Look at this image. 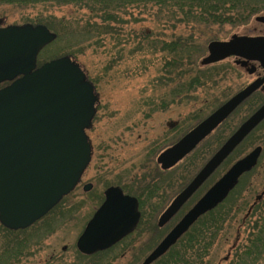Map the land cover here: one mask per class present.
Returning a JSON list of instances; mask_svg holds the SVG:
<instances>
[{
  "label": "water",
  "instance_id": "obj_1",
  "mask_svg": "<svg viewBox=\"0 0 264 264\" xmlns=\"http://www.w3.org/2000/svg\"><path fill=\"white\" fill-rule=\"evenodd\" d=\"M255 21L264 24V16ZM55 39L56 35L44 25L0 28V82L16 78L0 89V224L9 230L25 229L43 217L75 188L90 162L91 147L85 129L95 114L92 84L80 66L66 56L37 67L38 54ZM207 51L201 61L204 66L235 57L237 65L255 61L264 68V37L233 35L225 42H210ZM263 82L264 77L246 86L164 150L157 157L161 169H171L191 153ZM263 119L264 104L173 199L159 217V227L180 210ZM260 152L257 147L235 162L142 264H152L162 257L199 217L221 203L239 176L255 166ZM90 189V184L85 185V192ZM139 217L137 200L124 195L119 187H109L104 191L103 203L78 238L77 248L88 255L105 250L132 233Z\"/></svg>",
  "mask_w": 264,
  "mask_h": 264
},
{
  "label": "rangeland",
  "instance_id": "obj_2",
  "mask_svg": "<svg viewBox=\"0 0 264 264\" xmlns=\"http://www.w3.org/2000/svg\"><path fill=\"white\" fill-rule=\"evenodd\" d=\"M27 1L33 2L32 0H0V18L5 17L6 23L17 25L35 24L38 19L47 17H52L53 21L61 19L63 25L61 35L59 39L41 52L39 56L41 62L50 57L67 55L66 52L72 53L68 55L80 65L95 86L97 113L93 126L87 132L92 149V159L84 173L83 181L95 184L96 193L102 194L105 190L102 186L104 182L111 181L115 175L122 173L131 164L138 163L143 157L145 149L152 144L161 143L164 145L167 142L170 143V140L178 139L180 132H185L192 126L188 116L205 108V103H202L203 92L197 93L199 96L197 102H187L180 106L168 105L162 111L151 112L149 108L140 106L142 100L158 97L152 80L156 77V69L161 63L162 56L150 57L148 54L133 51L139 42V34L152 32L154 36L161 34L165 39H169L186 36L189 32L188 28L183 26L173 28L170 24L157 26L154 19L155 10L145 12L140 8H130L126 10L125 14L115 15L121 22L119 26H111L115 33L119 34L118 39L122 40L119 47L116 48L109 37L84 42V37L77 36V33L72 32L75 20H78L81 26L90 18L86 9L72 5L58 6L43 3L29 5L26 4ZM261 14L264 12L258 15ZM97 22L99 21L93 18L89 23ZM234 34L264 35V26L251 18L247 25L236 29L224 27L223 33H219L217 40L229 39ZM120 47L122 48V59L115 65H108L111 58L117 56ZM217 65H229L233 70L228 71L227 78L221 81L218 88L215 89V96L221 97L222 90L226 92V95L232 96L253 79L236 67L233 64V59H227ZM260 98H264V91L259 92L241 105L220 129H217L188 158L179 163L174 170L182 175V177L178 176V187L182 185L183 188L189 179L204 166L206 160L223 144L216 148L221 139L227 137V133L232 128H235L232 129L233 131L231 130L232 133L237 129L241 122L251 114V110L258 105L257 101ZM147 112L150 114L148 118L146 117ZM167 122H177V124L174 128H167ZM250 147L252 145L248 144L241 151H246ZM244 185H249V181ZM255 188L253 186L254 191ZM91 193L93 192L91 191ZM81 197L83 198L81 199ZM89 197L90 195L85 196L81 189L79 192L75 191L44 221L37 223V228H42L44 224L45 226L51 224L54 228L38 258H44L51 253L55 257H62L54 260L69 262L74 258L76 240L94 209L88 202ZM231 203L234 211L212 248L207 264H230L234 254L232 247L235 246L237 249L241 245H245L248 235L253 232L252 227L257 220L250 219L246 221V225H242V212H236L238 201L235 192L230 197ZM142 227L143 224L138 233L141 232ZM166 231L167 229L156 232V236L149 241L147 247L153 248ZM147 238L148 235L143 237V239ZM64 249L66 250L63 251ZM31 263L30 258L21 264ZM256 264H264V255L262 260Z\"/></svg>",
  "mask_w": 264,
  "mask_h": 264
},
{
  "label": "trees",
  "instance_id": "obj_3",
  "mask_svg": "<svg viewBox=\"0 0 264 264\" xmlns=\"http://www.w3.org/2000/svg\"><path fill=\"white\" fill-rule=\"evenodd\" d=\"M32 1H27L26 4L72 5L86 9L90 14V18L81 26L78 20H75L72 32L77 33V36L84 37V42L109 37L116 48L119 47L122 40L118 39L119 34L115 33L111 26H119L121 22L115 15L125 14L126 10L130 8H140L145 12L155 10L154 19L157 22V26L170 24L173 28L177 26L188 28L189 32L186 36L171 37L169 39H165L161 34L154 36L152 32H142L138 36L139 42L135 45L133 51L148 54L150 57L154 55L162 56L161 63L156 69V77L152 80L155 93H158V97L142 100L141 107L149 108L151 112L162 111L168 105L176 104L180 106L187 102H197L199 100L197 93L203 92L204 100L202 103H205V108L199 109L188 116V119L192 123L190 128L198 124L230 97L223 90L221 97L215 96V89L218 88L221 81L227 78L228 71L233 69L229 65H202L201 61L205 56L207 44L219 39V33H223L224 27L236 29L247 25L251 18L264 12V0ZM93 18L99 22L89 23L90 19ZM52 19V17L38 19L35 21V24L45 25L50 31L56 33L57 39H59L63 30L62 20L53 21ZM121 52L122 48L120 47L117 51V56L112 57L108 65L118 63L122 59ZM66 54L70 53L66 52ZM149 116L150 114L147 112L146 117L148 118ZM224 124L225 122L218 129ZM232 129L234 130L235 128ZM188 130L180 132V136L177 138L179 139ZM231 130L227 131L229 133H227V137L232 133L233 130ZM227 137L221 139L216 148ZM174 141L175 139L161 147L157 145L148 150L143 159L138 161V163L131 164L122 173L115 175L111 181L104 182L102 186L104 188L110 185L119 186L125 193L138 199L140 208H146L147 204L152 203V199L147 198L149 188L158 186L160 183L165 182L166 178L172 176L170 173L160 172L153 165L157 150L172 145ZM237 158L238 152L236 150L221 166L222 169L229 167ZM181 189L182 185L179 186L177 191ZM231 196L232 194L224 201V209L223 205H221L219 208L200 217L187 233L153 264H207L212 248L215 246L219 235L225 229L224 225L231 218V213L234 211L232 210V203L230 204ZM196 198L194 196L182 208L178 213V219L192 206ZM59 206L55 207L46 217L52 214ZM151 206L152 211L147 215L150 219L146 217L148 221L143 222L142 216L137 226L138 229L142 224L143 227L147 226V228L149 227L153 230L156 228L155 221L151 219L153 218L152 216L157 215L158 207L156 208L155 203H152ZM46 217L40 222L44 221ZM256 220L252 227L253 232L248 235L246 244L234 250V254L232 255L233 261L230 264H256L262 260L264 255V217ZM53 229L51 224L49 226H45L44 224L42 228H37V224H35L26 230L10 231L0 225V264H21L30 258L32 260L31 264H45V260L48 259L49 255L44 258H38V256L44 250L45 242L51 236ZM150 250L151 248L148 246L144 253ZM59 261L61 262L47 263L64 264V260ZM141 261L142 257L136 259L132 257V260L127 264H140Z\"/></svg>",
  "mask_w": 264,
  "mask_h": 264
},
{
  "label": "flooded vegetation",
  "instance_id": "obj_4",
  "mask_svg": "<svg viewBox=\"0 0 264 264\" xmlns=\"http://www.w3.org/2000/svg\"><path fill=\"white\" fill-rule=\"evenodd\" d=\"M5 21H6L5 17H3V18L1 17L0 18V28H5L7 26L17 25V24H8ZM256 23H258V22H256ZM258 24H261L262 26H264V24H262V23H258ZM247 36L248 37H264V35H247ZM228 59H233V64L236 67H238L240 70L245 72L249 77L253 78L252 81L249 84H251L252 82H254L256 80H260V79H262L264 77V68L261 66L260 62L250 61L245 66H241L239 64L238 65L236 64V62L238 61L237 58L230 57ZM249 70H252V72L249 73ZM15 79H13L11 81H7L6 80V81H3V82H0V89L10 85ZM249 84L245 85L244 87L248 86ZM261 91H264V82L262 83V85L250 97H248L245 101H243L239 105V107L241 105H243L246 101H248L250 98H252L253 96H256ZM257 103H258V105L253 110H251L252 111L251 114H249V116L246 119H248L256 110H258L264 104V98L258 99ZM239 107H237V109ZM236 110L231 115H233L236 112ZM96 113H97V109L95 111V116H96ZM94 119H95V117H94ZM245 120H243V122ZM93 121H92L91 126L88 128L87 132L93 126ZM169 123H173V122H167V124H166L167 128H174L176 126V124H177V122H174L175 125L173 127H169L168 126ZM263 125H264V119L259 123V125L257 127H255V129H253L242 140V142L234 150V151L237 150L238 158L233 163H235L236 161H238V160L242 159L243 157H245L253 149L259 147L261 149V152H260V154H259V156L257 158L255 166L253 168H251L249 171L244 172V173H242L239 176L236 185L228 193L227 197L219 205H217L213 209V210H215V209L219 208L221 205H223L222 207L224 209L225 208V204H223L224 201L231 194L233 195V193L235 192V196H236L237 201H238V204L236 206V208H237L236 212L237 213H238V211L240 213L242 212V218H241L242 225H244V224L246 225V221L247 220H250V219L256 220V219H258L260 217H264V126ZM88 141H89V138H88ZM170 141H173V140H170ZM177 141H178V139H176L174 142H177ZM248 144L252 145V147H250L246 151L242 152L241 150H243V148H245L246 145H248ZM157 145H159V147H161L163 144L162 145H161V143L152 144L150 147L145 149L143 157L147 153L148 150H151L152 148H154ZM169 147H171V145H169L168 147H166L164 149L160 148L159 150H157V155L154 158L153 165L155 167H157V169L160 172H163V173H166V174L170 173L172 176H170L169 178H166L165 182L160 183L158 186L153 187V188H149V190L147 191V196H148L147 198L148 199H152L151 200L152 203H155L156 208L158 207V212L156 213L157 215L152 216L153 218L151 217L152 218L151 220L155 221L156 228L153 230V229H150L149 227L147 228V226L146 227H142L141 228V232H139V233H138V231H140V229L136 228L133 233L125 236L123 239H121L120 241H118L117 243L112 245L111 247H109V248H107L105 250L97 251V252H95L93 254H90V255L81 253L79 251V249L77 248V244L75 243V252H76V254L74 253L75 254L73 256L74 258L71 261H69V262H67V260L64 261L63 262L64 264H127L129 261L132 260V257H134L135 259L142 257V261L140 262V264L143 263V261L150 254V252L161 242V240L164 239V237L170 232V230L173 229V227L178 223V218H177L178 213H176L163 226H160V227L158 226L159 217L163 214V212L167 209V207L170 205V203L178 195V192H179V191H177V189L179 188L178 185H177L178 184L177 181H178V176H180L181 174L179 175V172L176 173L175 171H173L177 167L175 166V167H173L171 169H168V170H162L161 166L157 163V157L164 150H166ZM230 156L231 155H229V157ZM143 157L141 159H143ZM208 160H206V162ZM226 160H224L223 163H221L213 171V173L202 183V185L191 196V198L189 200H191L194 196L197 197L196 200L194 201V203L192 204V206L201 197H203L207 193V191H209L210 188L231 167V165L233 163L229 167H227L225 169H222L221 166L224 164V162ZM220 167H221V169H220ZM84 173H83V175L81 177V180H80L79 184L77 185V192H79V190L81 189V191L85 194V196H87V194H89L90 197H89L88 202L91 203L90 205L94 208L92 210V214L89 216V218L85 222V225H84V228H85L87 222L92 218L93 214L96 212V210L99 208L100 204L103 202V200H104V196H103L104 191L102 192V194L101 193L100 194L96 193V190L94 189V185L95 184L93 185V183H91V182H84L83 181ZM166 174H165V176H166ZM195 175L192 178L189 179V182L192 181V179L195 177ZM180 177H182V175ZM247 181H249V185H244L245 182H247ZM189 182H187L183 186V188ZM85 184L86 185L87 184L91 185V189L88 190L87 192H84ZM113 186H116V185H113ZM253 186L256 187L255 191L253 189ZM117 187H119V186H117ZM121 190H122V188H121ZM91 191L93 193H91ZM122 192L125 195H128V196H131V197L135 198L137 200V202L139 203L138 199L135 196L129 195V194L125 193L123 190H122ZM97 197H99V199H97ZM82 198L83 197H81V199ZM99 202H100V204L98 205ZM152 203L147 204L146 208L143 207V209L140 208V205H139V212L141 214L140 219L143 216V219H142L143 222L148 221V220H146V217H147V215H149V212L152 211V206H151ZM147 218L150 219V217H147ZM241 228H242V226H241ZM165 229H167V231H166L165 235L161 238V240L157 244H155V246L153 248H151V250L149 252L144 253L146 251L147 244L149 243V241L154 236H156V232H158L159 230H165ZM136 230H137V232H136ZM81 233H80V235H81ZM147 235H148V238L147 239H143V237H146ZM79 236H78V238H79ZM150 246H152V245L150 244ZM235 248H236L235 246L232 247V250L234 251ZM65 250L66 249H64L63 251H65ZM60 255H62V254H60ZM58 258H62V257L61 256L55 257V255L53 253H51L48 256V259L45 260V264L47 262H49V263H51V262L56 263L57 261H58V263L61 262L59 260H56V261L54 260V259H58Z\"/></svg>",
  "mask_w": 264,
  "mask_h": 264
}]
</instances>
